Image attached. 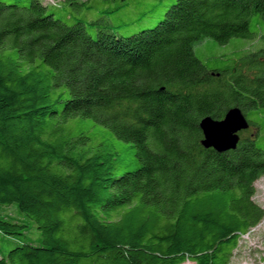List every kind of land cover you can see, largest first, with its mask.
<instances>
[{
    "label": "trees",
    "instance_id": "obj_1",
    "mask_svg": "<svg viewBox=\"0 0 264 264\" xmlns=\"http://www.w3.org/2000/svg\"><path fill=\"white\" fill-rule=\"evenodd\" d=\"M47 1L0 0V207L41 237L0 264H231L264 219V46L217 70L195 47L264 45V0H158L129 37L50 11L91 0ZM233 108L237 149L205 148L201 120ZM27 228L0 216L6 236Z\"/></svg>",
    "mask_w": 264,
    "mask_h": 264
},
{
    "label": "rangeland",
    "instance_id": "obj_2",
    "mask_svg": "<svg viewBox=\"0 0 264 264\" xmlns=\"http://www.w3.org/2000/svg\"><path fill=\"white\" fill-rule=\"evenodd\" d=\"M45 3H49L44 0ZM158 0H133L128 8L118 12L106 15L103 11L110 10L114 5H105L95 0H91L86 8L80 11L76 6L69 7L67 13L50 6V11H54L57 16H63L64 19L73 24L81 21L87 24L92 22L100 23L102 26H109L113 31L123 37L135 35L143 30L154 29L158 22L163 18L166 9L158 11L159 16L156 19H149L148 11ZM168 7L175 3V0H161ZM90 7V8H89ZM147 14L146 18L144 15ZM143 18L140 23L139 18ZM91 34L95 37L96 31ZM264 45L260 42L251 43L248 40H233L228 45L222 47L214 41L207 40L195 47L196 56L206 65L209 70L225 69L231 60H237L250 51L258 50ZM239 53V54H238ZM220 59L226 63L219 62ZM256 194L254 201L264 210V176L255 183ZM0 216H8L24 223L28 226L26 233L22 236L9 237L0 233V259L6 257L8 251L14 246L23 243L34 242L39 244L41 241L40 232L37 230L33 221L23 214H20L16 205L11 207H0ZM264 263V219L258 226L249 233L242 236L237 249L233 253L231 264H263ZM185 264H194L186 262Z\"/></svg>",
    "mask_w": 264,
    "mask_h": 264
},
{
    "label": "water",
    "instance_id": "obj_3",
    "mask_svg": "<svg viewBox=\"0 0 264 264\" xmlns=\"http://www.w3.org/2000/svg\"><path fill=\"white\" fill-rule=\"evenodd\" d=\"M250 127L247 117L240 108H233L222 120L205 117L200 122L204 139L202 144L207 149L219 153L236 150L240 142V133Z\"/></svg>",
    "mask_w": 264,
    "mask_h": 264
}]
</instances>
